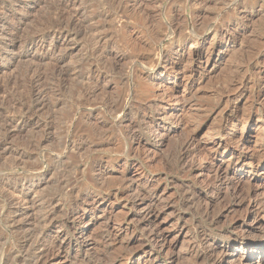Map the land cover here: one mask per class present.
Segmentation results:
<instances>
[{"label":"rangeland","instance_id":"1","mask_svg":"<svg viewBox=\"0 0 264 264\" xmlns=\"http://www.w3.org/2000/svg\"><path fill=\"white\" fill-rule=\"evenodd\" d=\"M51 1L0 0L4 4L0 14H14L21 6L28 10V16L8 21L6 27L11 34L5 31V38L0 35V56L8 54L5 64L0 61V84L5 85L1 84L4 90L0 97L10 101L28 99L27 68L36 64L47 72L52 70V63L63 59L60 53L52 55L49 40L44 39V50L28 46L32 35L49 27L55 18L59 7ZM81 1L85 8L94 2ZM120 1L125 15L112 20L117 29L113 30L111 24L112 35L102 44L105 53L97 50L92 54L94 45L81 36L70 43L61 60L63 68L79 62L98 68L102 80L93 106H76L81 80L67 77L57 83L47 78L42 82L44 87H57L53 97L51 93L46 97L48 103L52 100L50 106L53 104L49 113L45 110L40 114L42 119L51 117L50 126L28 127L22 135L13 136L12 145L7 146L14 150L22 144L19 150L28 166H14L12 156L10 162L8 157L7 162L0 161V191L5 182L35 194L31 199L42 202L36 210L30 208L31 204L29 209L21 203L9 206L5 203L7 193L0 192V264H28L29 258L8 257L27 229L40 230L48 237L62 233L69 239L71 245L65 253L48 264H196L203 263L212 248L221 249L224 237L240 238L243 243L264 238V208L256 217L263 227L251 228L253 218L239 220L247 209L248 198L230 211L223 207L239 184L245 190H255L254 199L264 206V0ZM0 16L1 26L7 21ZM112 30L121 36V43L116 44ZM5 76L7 81L2 80ZM61 88L64 90L59 91ZM104 102L120 103L121 107L107 113ZM3 108L0 123L8 112ZM40 116L37 119L41 120ZM79 117L91 132V142L55 158L69 121ZM189 134L195 136L199 149L183 166L176 161L179 142ZM38 138L43 141L38 150L25 144L30 140L34 145ZM47 154L52 155L51 161H43ZM37 161H43L40 167L45 173L31 171ZM223 170L230 177V187L227 192L222 186L211 190L213 199L207 208L197 192ZM60 181L76 185L77 191L88 189L91 195L61 194L51 224L34 223L33 215L41 217L49 210L46 202L59 193ZM142 193H155L157 198L142 202ZM218 194L221 200H215ZM90 201L101 205L92 224L67 220L77 205L80 213L91 216ZM149 209L158 213L157 224L165 230L169 249L146 240L153 229L143 219ZM9 211L29 216L16 218L19 220L13 227L6 223ZM239 253L227 249L225 256L231 259ZM247 264H264V255L252 256Z\"/></svg>","mask_w":264,"mask_h":264},{"label":"bare ground","instance_id":"2","mask_svg":"<svg viewBox=\"0 0 264 264\" xmlns=\"http://www.w3.org/2000/svg\"><path fill=\"white\" fill-rule=\"evenodd\" d=\"M49 1L52 3L51 0H49ZM53 2L56 3L55 5H57L56 6L57 8L59 7V10L57 9L56 10L57 12L55 11V13H56V14H54L55 18L54 17H53L54 19L52 18L51 24L48 23L49 27H47L45 25L47 27V28L45 27L46 29H43V30L39 29L40 31L37 30L36 33L34 35H32L33 37L32 38L30 37L31 42H30V44H28V46L31 48H34V49L44 50V48H45L44 47V42H45L44 39L49 40L51 42V46L53 47L52 55L53 54L57 55L58 53H60V56H62L63 59L67 54V50H69V48H70V46H69L70 43L73 42L74 40L78 39L81 36L86 37L88 39L87 42L89 43V45H90V43H92L94 45L95 48L93 47L92 48L93 50H91L92 54H94V55H95V53L97 54L98 53L97 50H100V51L104 50V46L102 44L105 42L106 38H108V37H110V35H112V34H110L111 33L110 32L111 31V24H112L113 30H114V28L117 29V27L113 25L112 20H120L125 15L124 14L125 10H124V7H123L122 2L120 0H94L93 4L87 8L83 7V1H81V0H53ZM3 5L0 2V9H1V7H3ZM53 6H54V4H53ZM0 15H2L3 20L7 21L5 24L2 23V25L0 26L1 27L0 28V35H1V37L4 36L3 38H5V35H2V34H4V32L8 30L6 26L10 25L9 22L17 21L19 16H23V17L28 16V10L26 9V7L21 6V7H19V9H17V11L14 14L12 13V14L7 15V13L5 14V12H4ZM168 29L171 32V28L169 27ZM14 30H15V28H14ZM10 31H12V29ZM118 32H119V29H118ZM9 34H11V32ZM9 34H8V36H9ZM172 34H173V32H171V35ZM21 36L19 35V37H20L19 40H21ZM113 36L116 37L115 39H117L116 44L121 43V41H122L120 38L121 36L118 35V33H114V31H113ZM14 38H13V40H16ZM24 38H26V37L24 36ZM8 39H10V38H8ZM27 39H29V38H27ZM20 42H22V41H20ZM23 42H25V41H23ZM19 45H17V46H19ZM19 47H21V46H19ZM20 49H23V48H20ZM6 50L10 52V50H8V49H6ZM20 51H18V52H20ZM32 51H33V49H32ZM100 51H99V53L101 54L105 50L102 52H100ZM6 53H8V52H6ZM55 53H57V54H55ZM7 55H4L2 57L0 56V61L3 64L6 63L5 60L7 59ZM20 55H22V54L20 53ZM43 55H44V53H43ZM102 56H103V53H102ZM102 56H100V57H102ZM97 57H98V55H97ZM104 57H105V55H104ZM53 59L54 58H52V60ZM63 59L55 61L54 63L51 62L52 63V70H48V71H51V73H49V75L45 74L48 72V71L46 72L47 69H45L43 67L45 69V72H43V70L41 71L39 66L36 64L34 67L29 68L28 66L31 64V62H30V64L27 66L28 68L26 67L28 69V70L26 69L28 71V73L25 72V73H27V79L30 82V84L28 85L29 86V90H28L29 92H27V93H29V96L26 93V96H28V99L26 98V100L23 99V100L18 101V99H17L15 101H10V100H7V98L4 99L3 97H0V109L2 107H4V108H6V110H8L7 114H5L6 117L2 114L5 118L3 119V122L0 123V132L3 136V138L1 137L2 140H0V150H1L0 161L1 162L4 159L7 162V159L8 160L12 159V158H9L12 156L14 158L13 162H12L14 166L15 165H20V166L21 165L22 166L27 165L28 166L24 156L22 155L23 154L21 152L22 149L19 150L22 144L20 145V147H18L19 149H14V150L7 148V146L9 145L11 140L13 139L12 138L13 136L22 135L20 133L26 131V129L28 127H38L39 128L40 126H42L43 129H45V128H48L50 126V124H51L50 118L51 117L49 119H45V117L42 119L40 114L42 112H45V110H46V112L48 111V113H49L50 107L53 104H51V106H50L49 103L52 100H50L48 103L46 100V97L48 96V94H50V93L52 94V92H54V90L57 89V87L56 88L52 87L53 89L51 87H49L51 85H48L49 88L44 87L42 82L44 80H46L47 78H49L51 80L52 79L56 80L57 83H63L64 79H66L67 77H69V78L72 77L71 79L74 78L77 80H81L82 84H80V85L82 88H80L78 90L79 93H78L77 100H76V106L79 109L85 108V107L89 108V106L90 107L93 106L94 97H95V95H97L99 83L102 80V74L98 71V68L97 69H96V67L94 68L93 64H90L89 62H88L89 64H85L84 62H79V63H76L75 65L73 64L72 65L73 67L70 66L71 68H63V67H61V66H64V65H61V60H63ZM9 60L10 59H8V61ZM54 60H56V59H54ZM35 62H33V64ZM50 65H49V67H50ZM157 65H159L158 62L155 64V66H157ZM8 66H9V64H7L6 68H8ZM31 66H32V64H31ZM67 66H69V65H67ZM45 67H48V66L46 65ZM1 70H2V68H0V71ZM7 77L2 78V80L6 79V81H7V79H8ZM69 78H67V79H69ZM49 79H47V80H49ZM8 82L10 83V81H8ZM51 82H53V84H54V81H51ZM1 84H0V94L3 93V91H2V90H4L3 86H5V85H3L4 83L2 84L3 86ZM6 89H5V91H6ZM62 89L63 88H61L59 91H62ZM7 93H9V91ZM3 96L5 97L6 95L3 94ZM51 96L53 97L54 95L52 94ZM8 99H10V98H8ZM104 106H106L107 113H111V112H115L119 107H121V104L118 103L115 105H111V103L104 102ZM38 115L41 117L42 121L40 119H37V117H39ZM46 118H48V117H46ZM81 119H82L81 117H79V120H77L76 118H71V120L69 121V126H67V128H66L67 133L61 142V147L58 150V154L56 155L55 158H58L59 156L67 154L68 152L76 151L77 149H80L81 147H84L89 142H91L90 141L91 140V136H90L91 132L88 128L84 127L81 124V123H83V121ZM16 136L14 138H16ZM41 136L43 137V135H41ZM29 138H30V136H29ZM22 139L20 141L25 140V139H23V140ZM35 139H37V138H35ZM23 142H25V141H23ZM25 144H28V146L33 147L34 150H38V148H40L39 146H41V144H43V141H41V139L38 138V141L37 142L35 141L34 145L31 144L30 140L29 141L27 140V143H25ZM179 144L180 145H179L178 156H177L176 161L178 164H180V165L183 164V166H184L185 163L187 164V159L188 158L190 159V157L196 151H198L199 147H198V145H196L195 136L190 135V134L187 135L186 138L183 139V141L179 142ZM17 145H18V143L16 144V146ZM28 146L26 145V147L29 149L30 147H28ZM27 148H23V149H27ZM34 150H32V151H34ZM32 151H31V153H32ZM46 157L47 158L43 159V161L44 160H46L47 162H48V160L51 161L50 160L52 158L51 154H47ZM43 161H40V162L37 161L38 163L36 164V166L34 168H32L31 171L35 172V174L45 173L43 168L40 167L42 165ZM9 162H10V160H9ZM12 163H11V166H12ZM0 165H3V164L1 163ZM6 165H7V163H6ZM186 166H188V165H186ZM32 167H33V165H32ZM98 167L100 168L99 165H98ZM189 168H191V167L189 166ZM220 170H219V167L217 166L216 171L219 172ZM223 171H221V172H223ZM2 176H3V174H2ZM6 180H8V179H5V181ZM229 180H230V177L225 171L222 174L214 176L213 178L211 177V179L207 183H205L206 184L205 188L200 190V192H197L198 197H199L198 199H200V202H202V203L205 202L204 205L208 208L211 205V200L213 199V196L211 197L209 192L211 190L213 191V189L217 186L218 187L222 186L223 189H225V190L229 189L228 188V187H230L229 186V182H230ZM4 183L2 184V190L1 191L7 193L8 197L5 200L6 205L15 207V205L21 203L22 205H28V209H29V205L31 204L30 208H33L36 210L38 208L37 204L42 203L38 199H37V201H35L36 198L31 199V195H32L31 192H28L26 190H23L22 188H18L15 186L14 187L9 186L8 183H5V184ZM33 184L34 183H32V185ZM235 186H236V184H235ZM223 189H222V191H224ZM58 190H59L58 194L52 195L51 196L52 198H50V199L48 197L49 200H47V202H46L47 205H45V206H47V209L46 208L45 209L46 210L49 209V210L46 212V214H44L42 216L40 215L41 217H39L37 215L36 216L33 215L32 220L34 223H38V224L42 223V225L43 224H51L52 219H53L52 214L54 213V207L56 206V204L61 202L60 201L61 198L59 199L60 196H63L61 194L67 193V194L72 195L74 193V195H75V192H77L76 196H79V197L80 196L89 197V195H91V192L88 189H85L82 191H79V190L77 191L76 185H74L72 183L70 184L68 182L65 183L63 181L62 182L60 181L58 183ZM3 192L1 194H4ZM226 192H227V190H226ZM227 194H225V195H227ZM33 195L36 197L35 194H33ZM193 196L195 197V195H193ZM254 197H256V191L255 190H253V189H246L245 190L239 184V186L234 187V190H232L230 192V200L223 207H224V209L230 211V209H233L235 207H237V208L241 207L244 199L248 198L249 201H248V206L246 207L247 209L243 208V210L245 209L244 210L245 212L243 214L241 213L242 215L240 214L239 220L243 221V222H247V220L249 218H253L251 221L252 224L249 223L251 228H253L254 226L255 227L256 226L257 227L262 226L263 224H261V222L257 221L256 217L261 212H263L264 206L262 204V201L259 202V200L254 199ZM156 198H157V195L155 193L149 194V195H148V193H147V195L142 193L141 200H142V202H144L145 200L148 199V200H150V202H154ZM214 198H215V200H221L219 194H218V196H215ZM2 199H3V197H2ZM43 201H44V199H43ZM38 202H41V203H38ZM2 204H3V202H2ZM2 204H0V205H2ZM218 204H220V203H218ZM6 205H4V206H6ZM88 206L90 207L88 212H90V213L92 212L91 216H89L85 213H80L81 212L79 210L80 206L77 205V208L75 207L76 208L75 211H71L68 214L67 220L68 221L70 220L72 222H78V223L86 222L87 224H92L96 219V218H94L93 215L96 213L97 210H99V208H101L100 207L101 205L99 202H91L90 201V203H88ZM43 207H44V205H43ZM155 207L156 206H154V208ZM0 208H1V206H0ZM40 208H42V207H40ZM45 209H44V211H45ZM211 210H213V209H211ZM42 211H41V213H43ZM219 211L220 210H218V212ZM240 211H242V210H240ZM36 214H39V212ZM205 214H207V213H205ZM31 215H32V213H31ZM28 216L29 215H27L26 213H19L18 211H9L8 212V218L6 217L7 219L6 218L5 219L7 221L6 223H8L7 225L10 224V226L16 227L19 219H22V218H25ZM18 217H19V219L15 220ZM1 218H3V217H1ZM63 218H66V217H63ZM143 219H144V222L148 223L149 225H151L153 227V229L145 236L146 240L155 241L156 242L155 244L159 245L161 248H163L164 246H166V248H168V246L170 247L171 245L167 243V235L165 233V230H162V228H160V225L157 224L158 213H156V212L154 213V209H149V211L147 213H145V215L143 216ZM24 220H26V219H24ZM10 226H8V227H10ZM75 229H74V232L76 231ZM259 229H261V228H259ZM88 233H89V231L85 234V236H86L85 239L89 237ZM23 234L24 235H23L22 239L20 241L16 242L15 246H14L15 243H13L12 246H14V250L10 249V252L8 253V257H11V259L13 256L14 257H21L22 260H23V258H26V259L29 258L28 262H27L28 264H48V263H51L54 260H56L57 258H59V256H62L65 253V249L70 247V245H71V243H69V239L65 235H63L62 233H60V234L56 233L55 234L56 236L48 237V235H46L45 233H41L40 230L37 233L34 229H27L26 232H24ZM220 243L222 244L221 249L213 250L214 248H212L211 252L208 253L207 255H205V257L203 258L204 259L203 263H196V264H247L248 260L252 256H257V258H261L264 255V238L259 240V241L258 240L254 241L252 243H249V242L243 243L242 239H240V238L227 239L224 237L220 240ZM227 249H230L231 251L237 250L240 253H239V255L238 254L234 255L231 259H227V257L225 256V252ZM7 259H9V258H7Z\"/></svg>","mask_w":264,"mask_h":264}]
</instances>
